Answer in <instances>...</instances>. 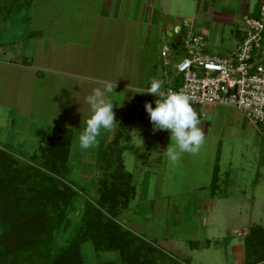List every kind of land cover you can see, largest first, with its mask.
Instances as JSON below:
<instances>
[{
    "label": "rangeland",
    "instance_id": "1",
    "mask_svg": "<svg viewBox=\"0 0 264 264\" xmlns=\"http://www.w3.org/2000/svg\"><path fill=\"white\" fill-rule=\"evenodd\" d=\"M167 3L163 23L170 20L169 24L180 26L186 19L192 26H200L202 21L207 22V36L222 33L219 41L224 45L230 38L229 29L239 22L237 6L247 5V12L256 15L261 0L180 1V9L174 0ZM147 7L154 8L155 23L158 6L154 0H0V147L26 160L36 150L37 129L57 126L68 130L73 155L68 177L75 185L90 179L83 185L81 198L92 200L97 152L82 150L78 142L90 115L85 97L94 88H103L102 82L110 81L115 88L106 93V99L117 106L121 99L128 100L127 96L135 94L132 84L146 86L158 69L166 77L172 76V63L182 55L178 50L173 62L162 65L159 51L172 50L173 32L163 30L165 36L162 34L157 41L149 38V27L152 32L154 25L148 22ZM219 7L229 11L231 18L213 15L212 11L218 12ZM262 36L264 44V33ZM217 106L200 107V121L210 120L209 112ZM232 110L236 113L234 124L213 120L211 126L214 132H228L227 144L216 145L205 136L197 155L184 153L175 165L163 152L170 143V133L153 132L145 108L135 115L139 121L136 127L116 126L117 146L110 161L120 156L135 192L129 207L117 219L155 250L153 257L160 264H168L166 256L182 264H238L228 258L226 243L239 241L240 233L231 232L244 231L246 223L258 220V207L264 202L257 205L250 199L248 194L253 188L248 187L249 183L242 186L246 190L241 192L244 203L234 199L203 201L214 187L208 182L209 163H223L228 172H233L239 163L245 170L248 157L254 153L257 158L264 147L257 129L245 124L241 114ZM109 133L102 130L101 136ZM220 146L230 150L229 167L225 165L226 155L217 163L209 161L207 151ZM77 155H83V159L75 163ZM252 171L248 169V173ZM75 218L73 215V221ZM79 253L82 264H105L118 259L116 251L96 253L88 242L80 245Z\"/></svg>",
    "mask_w": 264,
    "mask_h": 264
},
{
    "label": "trees",
    "instance_id": "2",
    "mask_svg": "<svg viewBox=\"0 0 264 264\" xmlns=\"http://www.w3.org/2000/svg\"><path fill=\"white\" fill-rule=\"evenodd\" d=\"M116 135L97 153L92 200L81 198L90 179L75 185L68 177L73 160L68 130L37 129L36 150L26 160L0 147V264H82L84 242L96 253L117 252L118 259L105 264H160L155 250L117 219L135 192L119 155L110 161ZM257 229L249 228L243 236L246 264L264 260V231ZM252 248H260L253 258ZM165 258L168 264H182Z\"/></svg>",
    "mask_w": 264,
    "mask_h": 264
},
{
    "label": "built area",
    "instance_id": "3",
    "mask_svg": "<svg viewBox=\"0 0 264 264\" xmlns=\"http://www.w3.org/2000/svg\"><path fill=\"white\" fill-rule=\"evenodd\" d=\"M263 29L262 1L256 15H240V41L219 55L209 53L203 36L192 31L190 20L182 19L180 26H175V33L182 31L178 49L182 55L172 63L174 74L167 79L163 90L188 94L194 108L205 105L232 107L264 140ZM177 53V50L161 48L159 55L163 65L175 59ZM155 99L154 96L153 107Z\"/></svg>",
    "mask_w": 264,
    "mask_h": 264
},
{
    "label": "crops",
    "instance_id": "4",
    "mask_svg": "<svg viewBox=\"0 0 264 264\" xmlns=\"http://www.w3.org/2000/svg\"><path fill=\"white\" fill-rule=\"evenodd\" d=\"M174 1L176 3L180 4L178 6V9H180V7L183 5L182 3H180V1H183V3L188 2V1L193 2V0H174ZM262 1L264 2V0H261V2ZM154 3H156L158 6L157 7L158 11H157L155 23H152V21H153L152 20V17H153L152 14L154 12V8H152V9L150 8L148 10V7H147V11H148V13H150L149 14L150 18H148L149 19L148 22L154 25V26H152V32H151L150 27H149V30H148L149 38L157 41L164 35V33H166V31L164 33H162L163 30H167V32L171 31V32H173V36H172L173 39L171 42L172 43V50L171 51H174V50L178 51L179 39L182 36V31L178 34L175 33V26L171 25L172 23L169 24L170 20L165 21L164 22L165 24L163 23L164 17L168 13V9H169L167 0H154ZM203 4H204V2H203ZM197 5H198V3H197ZM197 7L198 6H194L195 11L198 10ZM211 7H213V6H211ZM236 11H237V14L240 13V14H247V15H251V16H253V14H254V13L247 12V5H244V4H239L236 8ZM169 12H170V10H169ZM212 14L219 16V17H222L224 19H230L231 18V16L229 15L230 12L226 11L224 8H221V7H219L218 12L212 11ZM191 29L194 33H198V34L203 36V38L207 44L206 50L212 54H219V55L222 54L224 51L229 50L230 48L234 47L241 39V34L238 31V23L237 22H236V25L233 27V29H229L230 30L229 31L230 32V34H229L230 38H229V40H226L224 45H220L222 43H220V41H219L222 37V33H219L218 35H215V33H214L212 35L209 34V36H207V34L209 33L208 32L209 31L208 30L209 25L207 24V22L202 21L200 26H197V25L192 26V24H191ZM224 38H225V36H224ZM142 44L145 45L146 43H142ZM173 59H171L170 61L173 62ZM162 65H163V63H162ZM154 70H155V68H154ZM118 72H120V69H118ZM163 73H165V72L161 73V72H159V69H158L156 71V73L154 74L155 77L154 76L153 77L162 81L163 86H164L167 79L172 77V76L166 77L165 75H163ZM149 84H150V82H148L146 84V86H144V85H133L132 84V90H133V92H135V94L127 96L128 100L124 101V99H121L122 101L119 102V105H117V106L113 105V111L115 113V119L118 122L117 126H119L120 124H122V125H127V124L129 125L130 124V125H135V127H136L138 125L139 121L135 117V115L138 113L140 114V112L143 110L145 101H148V102L152 103V105H153V100H154L153 95L147 94V93H139L140 91L145 90L149 86ZM123 98H125V96ZM205 106H203V107H205ZM217 107L218 108L216 110H213L214 108H212L211 111L209 112L210 116H211L210 120H208V121H202L201 120V127L204 130V133L208 134V135L205 134V136L211 137L212 142H214L216 145H218V143L225 145V144H227L226 139L229 136L228 132H225V133L224 132H214V130L211 129L212 122H213V120H220L222 122V124H224V125L225 124H227V125L231 124L232 125L235 122L234 118L236 117V113L232 110V109H234L232 107H224V106H217ZM199 108L200 107H197L194 109L197 111ZM234 110H236V109H234ZM204 116H205L204 113H200V117L204 118ZM241 116H242V114H241ZM242 120L244 121L245 124L250 125L249 123H247L244 120L243 116H242ZM136 121H138V122L136 123ZM120 122H122V123H120ZM242 124H243V122H242ZM250 126H252V125H250ZM116 128H118V127H116ZM116 128L113 131H111V133L107 134L106 136L103 137V135H102L98 138L100 141V144L98 147V151H96V148H94L93 149V150H95L94 152L98 153L102 149V147L112 139L113 136H115L116 134L118 135L119 131ZM224 147L220 146L218 149L215 148V149L210 150V152L207 151L208 156H209V161L210 160H211V162L216 161V163H217L218 161H220V159H223L224 155H226L225 165H228V167H229V166H231V163H232L231 153H230V150L228 151L227 148H224ZM222 148L224 151L222 150ZM76 158H77V160H76ZM248 158H249V161L244 163V165H245L244 169L245 170L242 169V164L237 163L236 168L234 167L235 170L233 172L226 171L225 170L226 166L224 167L223 163L221 165L219 163H217V164H215V163L210 164L209 163L208 164L209 166L207 167L209 169V172H210V176H209L210 178L208 179L209 180L208 182H209V185H211V183H212L214 185V187H212V189H210L208 191L207 198H203V201H206V200L213 201V200H217V199L218 200L219 199H222V200L234 199L237 201L242 200V202L244 203V200L242 198L243 194L241 192L246 191V190H243L242 186L249 183L250 186L248 185V187L253 188V189H250L251 191L248 194L250 199L253 200L254 202H256L257 205L261 202H264V147L262 146L261 150H259L257 158L254 156V153L252 155H250ZM82 159H83V155L79 156V157L77 155V157H75V163L78 161L81 162ZM123 169H124V167H123ZM248 169H252L253 171L251 173H248ZM244 182H246V183H244ZM216 188H219L218 192H217ZM234 194H238V196H235ZM245 194H246V192H245ZM258 208L260 209V214H259L258 220H255V222H253V223L252 222L246 223L247 225H246V229L244 231L233 230L231 232V235H233V234L238 235V233H240V239L237 243H234V244H229V242L226 243V245L229 247V253H230L228 258L229 259L232 258L233 263L237 262L238 264H246V262H245V246L243 244V236L247 232V230L249 228H252V227H257L259 230L264 231V204H263V206H259ZM261 249L264 250V246ZM249 253H250L249 256L251 258H253L256 255H259L260 248H252V250H249ZM255 264H264V260L259 261Z\"/></svg>",
    "mask_w": 264,
    "mask_h": 264
},
{
    "label": "clouds",
    "instance_id": "5",
    "mask_svg": "<svg viewBox=\"0 0 264 264\" xmlns=\"http://www.w3.org/2000/svg\"><path fill=\"white\" fill-rule=\"evenodd\" d=\"M102 83L103 88H94L85 97L90 115L78 137L82 150L98 148L101 131H113L117 126L113 102L106 99V93L113 91L115 83ZM139 93L156 97L155 107L145 101L144 108L153 132L167 130L170 133V143L163 151L169 163L177 164L184 153L197 155L205 143V133L198 113L192 106L191 97L181 91L163 90V82L156 78H152L149 86Z\"/></svg>",
    "mask_w": 264,
    "mask_h": 264
}]
</instances>
